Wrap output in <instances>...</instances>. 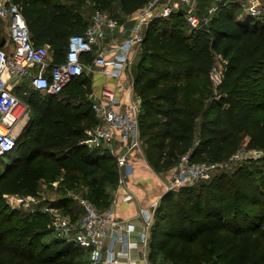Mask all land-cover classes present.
<instances>
[{"label": "trees", "instance_id": "16d2710c", "mask_svg": "<svg viewBox=\"0 0 264 264\" xmlns=\"http://www.w3.org/2000/svg\"><path fill=\"white\" fill-rule=\"evenodd\" d=\"M13 1L22 7L36 44L50 45L54 62L61 63L70 36L89 24L81 11L87 3L124 22L151 0ZM232 1L200 30L192 31L182 12L146 26L132 80L142 106L144 153L157 173L177 166L185 154L194 162L222 163L244 144L264 151V26L240 19L241 8ZM202 4L199 11L206 13ZM3 38L0 32V44ZM218 55L228 63L215 88L210 73ZM84 60L92 61L91 53ZM92 94L85 73L58 94L31 90L30 120L6 155L11 163L0 171V264H83V253L89 254L73 243L48 240L49 215L13 209L5 196H37L42 181L66 171L69 179L88 185V199L99 209L111 206L121 171L109 151L85 144L86 130L99 124ZM69 203L58 204L75 216ZM148 261L264 264V158L163 194Z\"/></svg>", "mask_w": 264, "mask_h": 264}, {"label": "built area", "instance_id": "2783aa9c", "mask_svg": "<svg viewBox=\"0 0 264 264\" xmlns=\"http://www.w3.org/2000/svg\"><path fill=\"white\" fill-rule=\"evenodd\" d=\"M200 1L151 0L139 10L134 19L135 24L130 29L126 28L125 23L130 21L132 16L122 22L108 12L97 10L83 33L70 36L65 61L56 63L51 46L37 45L33 40L20 4L13 0H0V19L8 22L13 45L9 51L0 48V157L6 156L16 148L18 138L30 120V106L17 92V87L25 78L29 79L31 90L58 94L74 78L85 73V55L97 51L92 64L116 85L115 89L105 86L100 94L93 96L92 107L99 124L86 130L85 139V144L91 149H107L116 157L121 169L117 194L111 206L101 210L88 198L75 197L80 208V213L75 216L67 214L56 204L32 209V213L42 211L49 215V229L55 238L73 243L87 251L89 264H138V260L132 255L135 250L140 251L143 260L149 263L150 230L163 195L140 211L141 229L132 221L121 219L116 214L115 208L120 195L123 194L124 199L132 197L125 190L126 180L133 171L130 159L136 153L142 154L144 145L139 124L141 100L135 93L124 108L120 106V91L125 89L124 75L135 63V56L141 49L149 23L156 19H168L174 13L182 12L189 28L192 31L200 30L211 24L214 13L228 0H210L213 5L206 13H200ZM233 1H237L242 9L240 19L258 20L264 17V0ZM116 33L126 37L120 43L114 40L111 45L104 46L107 37ZM224 61L222 66L217 64L216 60L211 69L210 78L215 87L225 78L228 60ZM23 94L28 95L30 91L27 89ZM22 123L23 129L21 133H17ZM116 143L121 146V151L116 149ZM244 151L254 155V159L264 152L243 147L236 155L222 163L194 162L190 154L183 155L167 180L166 192L193 186L232 169L238 164L234 163L240 159L238 155ZM5 197L7 203L17 209L14 205L31 207V203L38 202L39 193L37 196Z\"/></svg>", "mask_w": 264, "mask_h": 264}, {"label": "crops", "instance_id": "0c3cea01", "mask_svg": "<svg viewBox=\"0 0 264 264\" xmlns=\"http://www.w3.org/2000/svg\"><path fill=\"white\" fill-rule=\"evenodd\" d=\"M212 5L213 3L210 2L208 5V8ZM138 12L132 15V17L130 18V21L135 19ZM127 19L128 17L124 18V20H127ZM2 22L5 23L6 27L2 25ZM0 32H1V35L6 39L5 45L0 48H4L7 51L11 50L13 48V45L10 39L8 40L7 38L8 35L10 36L9 24L8 22L2 19H0ZM114 37H117V38L114 39ZM125 37L126 35L120 34V33H116L113 36L109 35L107 39L104 41V46L111 45L114 40L120 43V41H122ZM139 52H140V49L137 55L135 56V60H134L135 62L138 59ZM96 53L97 51L91 53V57H93V59L95 58ZM84 62L87 65V68L85 70V75L91 79L92 85H93V94L91 95V98H90L91 100L93 99L94 95L100 94L101 90L105 86L113 88V89L116 88L115 83L109 77L102 75L96 69V67L92 64L93 60L89 62H86V60H84ZM133 65L127 69L124 75L125 89L120 91V101H121L120 106L124 108L127 107L129 98L131 99V97L135 96V91L133 88V80H132L133 79V71H132ZM25 82L29 84V79L25 78L21 84ZM28 90L31 92L30 85H29ZM23 126H24V123H22L21 127L17 130V133H21L20 131H22ZM115 145L118 151L122 150L121 146L118 145V143H116ZM103 150L108 151L107 149H103ZM130 165L132 166L131 170L133 171L131 172V175H129L126 180L125 190H127L132 195V197H130V199H124L123 194H121L118 199L115 210L119 218L124 219V220H130L140 228L141 226V219L139 217L140 211L143 208L148 207L153 201H155L159 196L163 195L166 192L165 179L168 180L167 176L169 175L170 171L173 169L163 172V173H157L148 163L144 151L142 154L136 153L132 157V159H130ZM74 207H71V208L74 209ZM77 207L79 208L78 204H77ZM79 211H80V208L76 210V213L78 214ZM120 249L123 251V247H121ZM132 255L134 258L138 260L137 261L138 264H149L147 261L145 262L143 260V255L140 251L135 250L133 251ZM119 264H125V263L119 262Z\"/></svg>", "mask_w": 264, "mask_h": 264}, {"label": "rangeland", "instance_id": "374dc122", "mask_svg": "<svg viewBox=\"0 0 264 264\" xmlns=\"http://www.w3.org/2000/svg\"><path fill=\"white\" fill-rule=\"evenodd\" d=\"M207 1L210 3L209 0H206V1L201 0L200 1V3L203 2L202 8H205V10L206 9L208 10V7H207L208 2ZM232 2L237 3V1H232ZM207 10H206V12H207ZM239 10H240V6H239ZM239 10H238V12H239ZM81 11L84 15L85 20L88 23L91 22L94 14L96 12L94 6L91 3H87V5ZM240 11H242V9ZM114 12L116 13L115 14L116 16L120 15L117 12L116 6L114 7ZM217 12H215L214 15ZM258 22L260 23V25L264 26V17L259 18ZM2 25L4 27H6L4 22H2ZM7 38L9 40L10 36L8 35ZM10 41H11V39H10ZM217 64H221L222 66L225 64V61H224V58L222 55L217 56ZM211 82H212V80H211ZM212 85H213V87H215L213 82H212ZM26 89H29V84H27L26 82L17 87L18 95L25 101L28 100L29 96H30L29 94L28 95L23 94V91ZM243 147L246 148V145L244 144ZM143 148H144V145H143ZM238 156L240 157V159H237L234 162V163H238V164L235 165L232 169H229L228 170L229 172H232L233 170H235L240 164L247 163V162H250L252 160L261 161L262 158H264V152L261 153L260 155H257L256 159L252 158L254 155L251 156L246 151H244L243 153H240ZM11 161H12L11 157L9 158L7 156H3L2 158H0V171L5 170L6 167L11 163ZM175 167H173L172 169H174ZM120 171H121V169H120ZM172 172H173V170L170 171L169 175L167 176V179L169 178V176ZM69 177H70L69 174L66 171H63L59 175L57 174L55 179L52 180V182L42 181L41 185H40V189H39L38 202L31 203V207H27L24 205H22V206L21 205L20 206L14 205V206H17L18 207L17 209H19L20 211L22 210V212L31 213L32 209H34V208H37V207L43 208L45 206H49L52 204L59 205L58 204L59 201H62L63 199H72V203H69L70 207L75 206L73 210H75V211L78 210L79 208L77 207V200H75L74 198L75 197H77V198H80V197L88 198L89 194H90V190H89L88 185L83 180L78 179V178L76 179V176H75V179H69ZM167 183L168 182L165 179V187H166ZM44 185H47V186H44ZM117 190H118V187H117L116 191L114 192L113 198L117 194ZM61 207L63 208V206H61ZM79 213H80V211H79ZM78 214L75 213L74 215H78ZM53 238H55V236L53 234H50L47 236L48 240L53 239ZM82 259H83V264H89V254L83 253Z\"/></svg>", "mask_w": 264, "mask_h": 264}, {"label": "water", "instance_id": "95a60500", "mask_svg": "<svg viewBox=\"0 0 264 264\" xmlns=\"http://www.w3.org/2000/svg\"><path fill=\"white\" fill-rule=\"evenodd\" d=\"M134 24H135V20L133 19V20H131V21H129L128 23H126V28H132L133 26H134ZM5 43H6V39L4 38L2 41H1V44H0V47H3L4 45H5Z\"/></svg>", "mask_w": 264, "mask_h": 264}]
</instances>
